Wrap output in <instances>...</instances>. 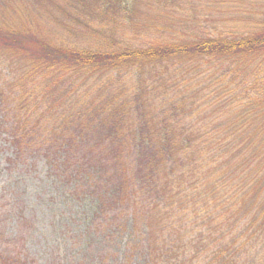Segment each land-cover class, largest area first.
<instances>
[{"label":"trees","instance_id":"trees-1","mask_svg":"<svg viewBox=\"0 0 264 264\" xmlns=\"http://www.w3.org/2000/svg\"><path fill=\"white\" fill-rule=\"evenodd\" d=\"M0 137L80 262L264 264V0H0Z\"/></svg>","mask_w":264,"mask_h":264},{"label":"rangeland","instance_id":"rangeland-1","mask_svg":"<svg viewBox=\"0 0 264 264\" xmlns=\"http://www.w3.org/2000/svg\"><path fill=\"white\" fill-rule=\"evenodd\" d=\"M260 4L259 1L253 3L255 7ZM253 8L252 5L245 6V9ZM212 13L216 12L212 11ZM213 17L214 20L222 19L219 15ZM245 17L244 14H239L238 21L230 20L228 31L245 33L248 31L245 26L250 27L258 21V17H252L248 23H244ZM216 28L215 36L219 32ZM194 35L198 34L194 33ZM10 158L11 148L4 138L0 137V246L4 244L3 242L18 240L16 244L24 248L26 259L38 264H97L94 258L80 262L79 242L67 241L73 239L72 236H77L82 227L81 217L78 216L80 206L75 203L76 200H68V197L63 196L62 191L49 185L50 181L46 179L41 159L16 162L13 165L9 162ZM67 204H72V208L76 211V214L71 212L67 217L70 222L68 226L62 225L61 218L57 217L64 212L63 209ZM77 225H79L78 229ZM69 253L75 255L72 258L66 257Z\"/></svg>","mask_w":264,"mask_h":264}]
</instances>
